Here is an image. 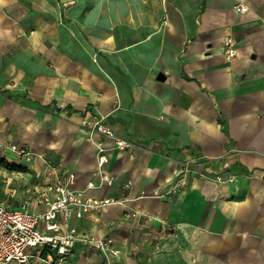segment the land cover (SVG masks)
<instances>
[{"label":"crops","instance_id":"0c3cea01","mask_svg":"<svg viewBox=\"0 0 264 264\" xmlns=\"http://www.w3.org/2000/svg\"><path fill=\"white\" fill-rule=\"evenodd\" d=\"M99 118L134 147L91 133ZM69 174L117 202L61 232L119 255L77 243L67 264H264V0H0V204L42 214Z\"/></svg>","mask_w":264,"mask_h":264},{"label":"built area","instance_id":"2783aa9c","mask_svg":"<svg viewBox=\"0 0 264 264\" xmlns=\"http://www.w3.org/2000/svg\"><path fill=\"white\" fill-rule=\"evenodd\" d=\"M244 12L242 6L237 8ZM224 52L228 61L232 60L237 53L235 40L228 36L223 42ZM91 133H97L103 138L113 141V149L128 151L134 147L130 141L118 138L108 126L104 118L95 120L91 127ZM110 148L100 141L97 144V174H99V186L113 184V178L103 173V168L110 161ZM7 151L24 156L26 161H31L34 154L26 147L11 145ZM194 160L186 161L181 165L178 172L182 182L194 169ZM224 169L229 168V163L224 162ZM217 182H231L233 176L223 177L217 174L213 177ZM74 175L69 174L63 180L58 179L52 189L53 197H43L42 202L46 211L42 214H33L24 209H11L0 204V264H31L30 260L38 258L48 264H67L66 259L75 244L91 246L102 253L105 258L118 256L119 251L113 248V241L100 239L92 236L80 235L75 229L68 232H61V225L58 217L63 214V221L66 222L71 216V209L77 208V217L82 218L91 210H98L108 204H114L117 200H92L87 199L82 191L72 189ZM89 188H95L96 184L89 183ZM157 194V193H155ZM120 202V201H119ZM44 223V229L40 223ZM56 256V259H55Z\"/></svg>","mask_w":264,"mask_h":264},{"label":"water","instance_id":"95a60500","mask_svg":"<svg viewBox=\"0 0 264 264\" xmlns=\"http://www.w3.org/2000/svg\"><path fill=\"white\" fill-rule=\"evenodd\" d=\"M62 3H67V2H69V1H71V0H60Z\"/></svg>","mask_w":264,"mask_h":264},{"label":"rangeland","instance_id":"374dc122","mask_svg":"<svg viewBox=\"0 0 264 264\" xmlns=\"http://www.w3.org/2000/svg\"><path fill=\"white\" fill-rule=\"evenodd\" d=\"M13 167H16V166H12V168H13ZM110 240H112V239H110ZM112 241H113V240H112ZM117 251H118V250H117ZM118 255H119V253H118ZM107 264H108V262H107Z\"/></svg>","mask_w":264,"mask_h":264}]
</instances>
